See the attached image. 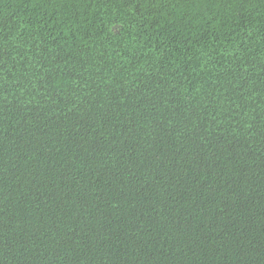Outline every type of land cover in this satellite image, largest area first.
I'll list each match as a JSON object with an SVG mask.
<instances>
[{
	"label": "trees",
	"instance_id": "16d2710c",
	"mask_svg": "<svg viewBox=\"0 0 264 264\" xmlns=\"http://www.w3.org/2000/svg\"><path fill=\"white\" fill-rule=\"evenodd\" d=\"M0 264H264V0H0Z\"/></svg>",
	"mask_w": 264,
	"mask_h": 264
}]
</instances>
